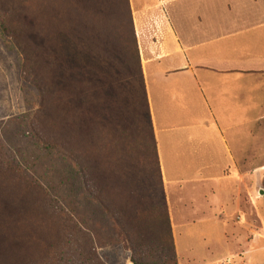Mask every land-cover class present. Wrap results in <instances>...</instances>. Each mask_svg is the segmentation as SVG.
Here are the masks:
<instances>
[{
    "label": "rangeland",
    "instance_id": "rangeland-1",
    "mask_svg": "<svg viewBox=\"0 0 264 264\" xmlns=\"http://www.w3.org/2000/svg\"><path fill=\"white\" fill-rule=\"evenodd\" d=\"M12 1L26 9L25 36L40 28L47 41L61 101L47 95L40 107L21 55L0 32V264H168L166 215L172 264H264V178L228 185L233 199L210 232L190 224V186L165 191L131 0Z\"/></svg>",
    "mask_w": 264,
    "mask_h": 264
},
{
    "label": "crops",
    "instance_id": "crops-1",
    "mask_svg": "<svg viewBox=\"0 0 264 264\" xmlns=\"http://www.w3.org/2000/svg\"><path fill=\"white\" fill-rule=\"evenodd\" d=\"M131 4L162 184L190 186V224L210 232L227 186L264 178V0Z\"/></svg>",
    "mask_w": 264,
    "mask_h": 264
},
{
    "label": "trees",
    "instance_id": "trees-1",
    "mask_svg": "<svg viewBox=\"0 0 264 264\" xmlns=\"http://www.w3.org/2000/svg\"><path fill=\"white\" fill-rule=\"evenodd\" d=\"M20 8H19V7ZM26 13L25 7H22L19 3L16 1H3L0 0V32L3 35L4 38L8 40L9 43H11L15 50L19 52V54L22 57L23 61V69L27 75H29L31 84L36 87L38 94L40 96V102L41 108H45V100H47V95H50V101L51 103L58 107L60 106V87L58 86L59 79L57 76H55L51 81L48 79L49 72H48V66L47 64H50V57H46L47 49V41L44 37V35L40 32V28H38V32L36 31V24H35V33L31 40L27 38L26 28L22 27V25L26 24V21H22V19L25 16V13H21L22 10ZM36 21V20H35ZM27 26V25H25ZM110 31V28L106 25L104 30ZM103 30V29H101ZM132 31V38L135 45V56L138 63L139 68V75L141 77V80L144 85V78H143V71L141 67V61H140V55H139V48L137 43V38L135 34L134 27H131ZM100 33V32H99ZM102 33V32H101ZM109 35V33H108ZM51 65V64H50ZM145 97H146V91H145ZM147 100V99H146ZM151 122V120H150ZM152 127V124H151ZM152 133H153V143H154V149H155V156L157 165L159 168V160H158V153H157V146L156 141L154 137V131L152 127ZM39 139V137H38ZM43 142L42 140H40ZM45 146L48 144L44 143ZM49 146V145H48ZM52 148V146H49ZM54 147V146H53ZM57 150V153L69 157V159L74 161L73 154L70 151H66L65 153H61V148L58 144H55V147ZM160 172V169H159ZM161 176V173H160ZM162 180V178H161ZM164 232L166 233V243L169 247L170 255L168 260V264H172L175 262V246H174V239L172 235L171 230V224L169 216L166 215V222L164 225ZM124 232H122L120 235H123ZM128 243L129 239H127ZM136 248V246H134ZM137 249V248H136ZM136 249H134L136 251ZM138 250V249H137ZM141 261V260H139ZM136 264V261H134ZM140 263V262H139ZM148 264V263H146ZM151 264V263H150ZM154 264H160L158 262H155Z\"/></svg>",
    "mask_w": 264,
    "mask_h": 264
}]
</instances>
